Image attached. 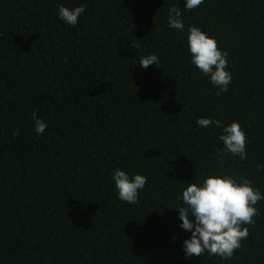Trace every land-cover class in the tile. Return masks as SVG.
I'll return each mask as SVG.
<instances>
[{
	"label": "trees",
	"instance_id": "16d2710c",
	"mask_svg": "<svg viewBox=\"0 0 264 264\" xmlns=\"http://www.w3.org/2000/svg\"><path fill=\"white\" fill-rule=\"evenodd\" d=\"M61 3L85 4L76 26L57 18ZM183 4L0 0V264H264V200L225 260L186 259L190 233L172 209L181 182L210 171L264 193V0ZM169 5L185 32L198 26L228 52L226 92L190 65ZM150 53L159 67L141 69ZM33 111L47 124L39 136ZM198 117L239 122L247 158L219 159V129ZM116 167L147 177L138 203L117 199Z\"/></svg>",
	"mask_w": 264,
	"mask_h": 264
},
{
	"label": "clouds",
	"instance_id": "9594fccd",
	"mask_svg": "<svg viewBox=\"0 0 264 264\" xmlns=\"http://www.w3.org/2000/svg\"><path fill=\"white\" fill-rule=\"evenodd\" d=\"M204 0H184L185 11L196 9ZM85 12V4L67 7L63 3L56 7V16L65 25L76 26L78 19ZM181 10L175 5L167 8V27L185 32L181 19ZM189 63L201 76L217 89L216 95L228 90L232 76L227 70L228 52L217 47L214 37L209 36L198 26L189 25L185 37ZM138 47V45H137ZM141 69L150 65L159 67V58L155 53L141 56L138 59ZM135 61V64L137 63ZM33 130L42 135L47 124L35 111L31 113ZM199 128L213 127L219 129L217 140L220 147L215 149L219 159L225 156L238 157L243 161L246 155V135L239 122L230 123L211 117H198L195 121ZM17 135L16 131L12 133ZM257 173H264V166L258 164ZM117 199L126 204L138 203L140 191L146 185L147 177L140 173H131L119 167L110 173ZM182 187L174 198L178 213L179 228L190 235L182 241V253L186 259L218 256L225 260L241 247V241L248 237L247 227L254 223L253 217L258 214L255 207L258 201L264 200V193L254 187L246 176H238L225 171H210L194 177V181L181 182ZM174 238V237H173Z\"/></svg>",
	"mask_w": 264,
	"mask_h": 264
}]
</instances>
